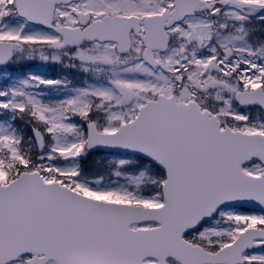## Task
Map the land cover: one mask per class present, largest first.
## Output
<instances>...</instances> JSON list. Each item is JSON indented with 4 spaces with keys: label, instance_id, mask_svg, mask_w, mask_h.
<instances>
[{
    "label": "snow or ice",
    "instance_id": "1",
    "mask_svg": "<svg viewBox=\"0 0 264 264\" xmlns=\"http://www.w3.org/2000/svg\"><path fill=\"white\" fill-rule=\"evenodd\" d=\"M0 264H264V0H0Z\"/></svg>",
    "mask_w": 264,
    "mask_h": 264
}]
</instances>
